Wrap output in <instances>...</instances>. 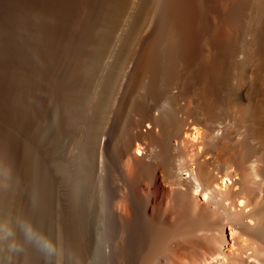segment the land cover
I'll use <instances>...</instances> for the list:
<instances>
[{"label":"bare ground","instance_id":"1","mask_svg":"<svg viewBox=\"0 0 264 264\" xmlns=\"http://www.w3.org/2000/svg\"><path fill=\"white\" fill-rule=\"evenodd\" d=\"M38 7L36 97L10 114L37 144L0 146V254L24 201L50 264H264V0Z\"/></svg>","mask_w":264,"mask_h":264},{"label":"rangeland","instance_id":"2","mask_svg":"<svg viewBox=\"0 0 264 264\" xmlns=\"http://www.w3.org/2000/svg\"><path fill=\"white\" fill-rule=\"evenodd\" d=\"M31 6L34 8H31ZM38 6H39V0H35V1L34 0H0V89H2V90H0V98H1L0 99L1 100L0 101V107H2V108L4 107V109H2V108L0 109V114H1L0 115V142H1L0 146L5 144L4 145L5 151H3V152H7L9 150L10 147H8V146L11 145L10 140H11L12 135L14 137H17L20 142L30 140L32 143L37 144L36 137L35 138L29 137L24 132L21 133L22 132L21 127L19 128L20 133L18 132L19 130L17 129L18 128L17 126H19L18 124L21 121L20 113H19L18 118H17V121H19V122L16 123L15 131L11 132V130H12V126H11L12 119H11L10 114L12 112V109H11L12 106L11 105L18 104L16 106H18V108L21 109V111H22L23 107L27 106V103H28L30 97H33L37 93V87H38L37 85L38 84L37 85L35 84V82L38 83V77L36 75L37 74V65L36 64H37V60H38V50H39L38 44L40 43V40H41V37H39V36L42 35L41 34L40 10H39ZM31 15H33V16L31 17ZM19 21H21V22H19ZM26 21H28V22H26ZM28 29L31 32H29ZM34 33L36 34V37H35ZM21 36L23 38H21ZM31 36H33V37H31ZM24 39H25V41H24ZM34 39H37V41L36 40L33 41ZM28 40H29V42H28ZM15 42H16V44H14ZM20 43L21 44L23 43L22 46ZM27 43H29V44H27ZM14 47H17V48H14ZM19 47L22 48V50H20ZM18 51L21 53V55H18L19 54ZM15 52H18V54ZM24 55L27 58L25 60L23 59V58H25V57H23ZM35 55H37V56H35ZM6 56H8V57H6ZM28 56H29V58H28ZM16 57L18 58V61H17ZM11 58H14V59H11ZM33 59H35V60L33 61ZM9 61H10V63H9ZM12 62L14 63V66H16V67H14L12 65L13 64ZM32 62H33V64H32ZM7 63H8V66H7ZM9 64H10V66H9ZM12 68H13V70H12ZM16 69L18 72H16ZM20 70L22 73L20 72ZM23 72H25V73H23ZM11 73H13L14 75H12ZM22 74L24 75L23 77L21 76ZM33 75H34V77H33ZM19 81L22 83H20ZM16 87H17V89H15ZM3 89H5V90H3ZM32 91H33V93H32ZM25 95H26L27 99L25 98ZM13 97L16 99L15 102L13 101ZM34 97H36V96H34ZM25 104H26V106H25ZM9 107H10V109H9ZM26 109H27V107H26ZM6 110L8 113L5 112ZM2 125H4V127ZM9 127L11 129H9ZM5 128H6V130H5ZM14 132L15 133L17 132L19 134L16 135ZM19 135L22 137H20ZM35 144H33V146H35V149H36L37 145H35ZM35 159H37V156L35 157ZM24 206H25V202L23 201L20 204V211H19L20 214L18 215L16 220L14 219L15 223L13 224V227H12L13 234H12L11 240L8 244V248L7 247L4 248L6 250L0 254L1 262L3 261L2 264H34V263L36 264L38 262L37 249L34 246H32V245H30L24 241L23 233H22L20 226H19L22 221H28L31 223L30 214L27 212V207L26 206L24 207ZM34 210L36 212V206H35ZM25 219H27V220H25ZM13 243L16 244L17 246H22L23 251H21V252L10 251L9 245L13 244Z\"/></svg>","mask_w":264,"mask_h":264},{"label":"clouds","instance_id":"3","mask_svg":"<svg viewBox=\"0 0 264 264\" xmlns=\"http://www.w3.org/2000/svg\"><path fill=\"white\" fill-rule=\"evenodd\" d=\"M163 107H168L167 102L164 103ZM33 203H35V200H33ZM19 226L23 233L24 241L34 246L41 253L44 259V264H50L51 258L59 255L53 241L45 234L38 231L30 222L22 221ZM8 235L10 236L11 233ZM9 250L13 252H21L23 251V248L22 246H17L13 243L9 245ZM56 264H60L59 259H57Z\"/></svg>","mask_w":264,"mask_h":264}]
</instances>
